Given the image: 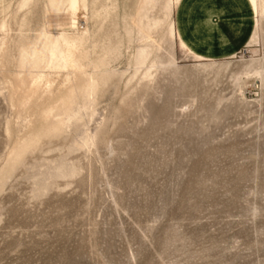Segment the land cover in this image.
<instances>
[{"label":"rangeland","instance_id":"1","mask_svg":"<svg viewBox=\"0 0 264 264\" xmlns=\"http://www.w3.org/2000/svg\"><path fill=\"white\" fill-rule=\"evenodd\" d=\"M190 1L0 0V264H264V0Z\"/></svg>","mask_w":264,"mask_h":264},{"label":"crops","instance_id":"2","mask_svg":"<svg viewBox=\"0 0 264 264\" xmlns=\"http://www.w3.org/2000/svg\"><path fill=\"white\" fill-rule=\"evenodd\" d=\"M247 3L251 6V3H252V9L255 11V13L257 15H259L260 13V7L258 6V2L257 0H246ZM198 4H196V1H195V4L193 3V1H190V0H181V2L179 3V7L181 8V11H180V8L178 10L179 13H177V26H178V32H179V37H180V40L183 41L185 43V45L187 47H189V49L191 48V46L189 45L190 43V40H189V36H187L188 33H191V30H190V23H189V20L187 18V16L191 13V11H194L196 9V6ZM254 6V8H253ZM200 56V57H203L204 55L200 54V53H197L196 56ZM205 57V56H204Z\"/></svg>","mask_w":264,"mask_h":264}]
</instances>
